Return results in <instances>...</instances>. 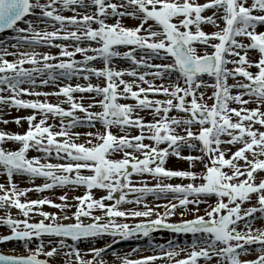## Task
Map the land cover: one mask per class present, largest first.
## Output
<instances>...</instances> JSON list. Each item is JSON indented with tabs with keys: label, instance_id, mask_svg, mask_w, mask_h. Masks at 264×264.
<instances>
[{
	"label": "snow or ice",
	"instance_id": "snow-or-ice-1",
	"mask_svg": "<svg viewBox=\"0 0 264 264\" xmlns=\"http://www.w3.org/2000/svg\"><path fill=\"white\" fill-rule=\"evenodd\" d=\"M77 5L94 10L76 13L73 6ZM63 10L76 14L64 16L60 14ZM205 11L211 15H203ZM27 16H35L44 23L45 30H37L32 20L25 19ZM124 17L139 23L134 27L124 26ZM109 18L114 22L107 23ZM218 21H222L223 27ZM18 22L27 27H17ZM48 22L52 23L51 31L47 30ZM202 24L217 30L206 33ZM258 26H264V0H205L204 3L197 0H88L87 3L85 0H46L45 3L0 0V31L11 29L17 33V44L12 47L28 44L59 49L57 55L36 51L9 53L6 48L0 49V113L11 108L32 110L30 115L17 116L11 121L0 119L4 124L12 122L19 126L22 121L27 124L23 133L0 131V176L5 177L0 182V209L6 210L0 215V225L10 230V234L0 235V243L16 240L27 250L26 255L0 254V264H49V259L61 253L69 258L65 264H73L72 257L74 264H105L102 255L111 249V244L89 247L83 255L90 253L91 258L84 259L76 242L108 234L115 243L117 237L127 239L137 233L149 237L157 228L191 234L192 241L179 251V245L174 246L171 241L167 247L155 245L159 255L135 260L118 256L120 264H156L161 259H166L167 264H198L200 259L204 264H212L213 258L215 264H264V223L260 228L252 227L257 219L264 222V177L256 179L259 172H264V30L257 31ZM56 40L72 41V50L67 44L54 43ZM81 42L85 46H80ZM197 44L212 51L198 53ZM121 46L128 50L119 51ZM137 49L146 53L148 59L157 55L168 62L150 64L144 56L137 57ZM250 51L257 54V59H249ZM77 53L82 55V60L73 59ZM7 55L16 58L9 61L5 58ZM114 58L125 59L131 66L117 70L112 66ZM98 59L103 66L91 67ZM25 64L31 67L26 68ZM229 64L233 67H227ZM138 67L154 71L138 72ZM204 74L212 77L214 83L205 82ZM74 76L84 81L95 76L104 83L57 84L53 92L35 91L36 77L40 78L41 85H46ZM125 76L131 79L125 80ZM148 76L152 80L146 79ZM229 78L233 83H228ZM155 79L169 83L154 84ZM25 84L32 87H22ZM209 87L213 89L211 95L207 94ZM75 93L81 96L77 98ZM84 93L94 94L88 97L87 105L83 103ZM157 95L165 98H150ZM21 96H43L44 99H21ZM49 96L56 97L57 102H50ZM122 100L134 103H122ZM208 100L212 103L208 104ZM232 103L238 107H231ZM250 103L255 107H247ZM64 104L68 107H62ZM93 107L100 110L90 111ZM77 111L82 115H76ZM141 111H148L152 119L146 121L139 115ZM172 111L183 115L170 116ZM49 118L58 119V124H49ZM96 123L103 131H73L78 126L95 128ZM112 128H117L119 134L113 133ZM132 128L137 130L136 135L129 133ZM81 135L86 139L77 143ZM145 140L150 143H144ZM7 142H15L19 147L9 150L3 147ZM161 144L166 147H160ZM237 144L240 146L226 158L229 149H222L221 145ZM185 147L189 149L188 155L181 154ZM30 149L41 155L28 157ZM53 153L55 163L50 162ZM115 153H120V157L111 158ZM169 155L187 162L188 169L165 168ZM197 163L202 165L200 172L192 171ZM225 167L230 174L223 171ZM134 174L150 176L157 183L148 186L144 180L133 181ZM16 175L40 177L44 183L19 188L13 181ZM171 178L191 182H161ZM197 180L201 182L195 183ZM79 187L85 191L83 195L71 197L74 203L69 202L67 192L57 198L60 203L48 197L21 200L32 191L55 188L75 191ZM93 189L104 190L106 195L94 198ZM114 193L118 197L114 198ZM129 193L137 195L128 200ZM148 193L171 194L176 203L164 205L163 215L154 213L147 205L144 210L120 209L123 203L140 204ZM213 195L216 202L208 205L203 215H196L199 205L207 203L204 198ZM253 196L255 204L250 203ZM113 200L114 203H105ZM246 202L249 206L243 208ZM43 205L59 209L60 216L43 211ZM12 208L23 218H14ZM178 208L182 219L166 222ZM96 211L100 215H94ZM189 212L192 218L184 219ZM31 215L42 219L31 222ZM153 215L155 219L142 220L133 226L117 222V218ZM85 219L90 222L85 223ZM64 220L73 222H58ZM44 237H49L47 251ZM34 238L35 247L28 248ZM67 239L73 243H66ZM180 251L185 252L184 258L174 259ZM249 254H254V258H241ZM41 255L48 259H39Z\"/></svg>",
	"mask_w": 264,
	"mask_h": 264
},
{
	"label": "rangeland",
	"instance_id": "rangeland-1",
	"mask_svg": "<svg viewBox=\"0 0 264 264\" xmlns=\"http://www.w3.org/2000/svg\"><path fill=\"white\" fill-rule=\"evenodd\" d=\"M198 1L203 2L205 0H198ZM45 2H46V0H41V3H45ZM85 2L87 3L88 0H85ZM113 2H115V0H113ZM57 7H59V5H57ZM73 7L76 8V13H80V14H83L86 11H93L94 10V9H83V8L79 7L78 5L77 6H73ZM36 11H37V15H38L39 14V10H36ZM76 13H74L71 10H63L62 12H60V14H62L64 16H72V15H74ZM124 18H125V20H122L123 21L122 23H123L124 26L134 27L136 24L139 23V21L136 20V19H132V18H129V17H124ZM25 19L26 20H32L33 21V26L36 27L37 30H39V31L45 30L46 25L44 23H41L38 20H36L35 16H28ZM113 22H114V20L112 18H109L107 20V23H113ZM148 23H151V21H149ZM219 24H220V27H223L222 21H219ZM17 27L25 28V27H27V25L25 23H23V22H19L17 24ZM56 27H59V25L57 24ZM92 27L95 28V27H97V25L96 24H92ZM47 30H49V31L53 30L51 22H48ZM68 30H72L71 27H69ZM16 36H17V33L15 31L11 30V29H9L8 31H5L3 33H0V49H5L6 48L9 53L23 52V51H36L38 53L48 52L51 55H57L58 52H59L58 48L50 47V46H47V45L31 46V45H28V44H20L16 48H14V47H12V45H16L17 44V40L15 39ZM214 42H216V41H213V43ZM54 43L67 44L69 46V50H72V48H73V42L72 41L56 40V41H54ZM245 43H247L246 40H245ZM80 46H82V47L85 46V43L81 42ZM92 46H95V45L93 44ZM195 47L197 48V52L201 53V54L204 51H208V52L212 51L211 48H205V47H203V46H201L199 44L195 45ZM118 50L123 52V51H127L128 49H127V47L121 46V47H119ZM91 54L92 53H89V55H91ZM136 55H137L138 58L140 56H144L145 59L150 64H161V63H167L168 62L167 59H165V58H163L161 56H157V55H152L151 59H148L147 54L144 53V52H141L139 49H137ZM5 58L8 59L9 61H12L16 57H14L12 55H7ZM82 58H83L82 55L79 54V53H77L73 57V59H75V60H82ZM26 66L29 67L30 65L25 64L24 67H26ZM90 66L91 67L100 68V67L103 66V64H102V61H100L98 59V60L92 62ZM112 66H114L115 68H117V70H119V69H127L131 65H130V62L125 60V59L114 58L112 60ZM28 67H26V68H28ZM227 67L232 68L233 65L229 64V65H227ZM136 70L138 72L154 71V69H149V68H144V67H138ZM173 78L175 79V77H173ZM37 79L40 81L39 77H37ZM124 79L125 80H130L131 78L125 76ZM146 79L152 80V77L148 76V77H146ZM202 79L205 82H207L208 84H212L214 82V79L212 77H209L207 74H204ZM229 79H231V78H229ZM61 80L62 79H59L56 83L49 84L48 86H50V87L51 86H57V84L63 85V82ZM231 81L233 82V80H231ZM88 82H90V83H92L94 85L97 84V83L103 85V83H104V81L102 79H98L95 76H90L89 77V81H84L82 77L78 78V77L74 76L70 80H67V82L65 84L75 85L77 83H80L81 85H86V83H88ZM166 82H169V81L168 80L161 81L159 79L153 80L154 84H161V83H166ZM37 86L45 87L46 85H37ZM141 86L144 87L145 85L141 84ZM22 87L31 88L32 86L24 85ZM90 95H94V94H89V93H84L83 94V96L85 97V99L83 100V103L85 105H87V103L89 102L88 97ZM74 96L79 98L81 96V94L80 93H75ZM150 98L164 99L165 97H163L162 95H157L155 97H151L150 96ZM120 102H122V103H130V104L134 103V101H132V100H126V101L122 100ZM207 103H210V100H208ZM62 107L67 108L68 105L64 104V105H62ZM252 107H255V106H252ZM99 110L100 109L98 107H94V108L90 109V111H93V112H96V111H99ZM262 110H264V109H262ZM78 113H79V111L76 112V114H78ZM2 114H4V113H2ZM139 115L144 117V119L146 121L152 119V117L148 114V111H141L139 113ZM177 115L182 116L183 114L182 113H177L175 111H172L170 113V116H177ZM0 119H6V120H9V121L13 120V118H11V117H2ZM50 120H51V118H49L48 121H50ZM9 124H13V123L12 122H9L7 124L0 123V131H4V129H5L4 126H9ZM10 126H11L10 128H17L18 133H23L26 130V128H27V124L24 123V122H21V124L19 126H17L15 123H14V125H10ZM256 127H258V126H256ZM87 128L92 129L89 132H95L97 130L103 131V129H102V127H101V125L99 123H96L95 128H92V127H87ZM178 129L179 128H177V130ZM196 129H197V126L194 125L192 130L195 131ZM117 130H118L117 128H112L113 133L119 134L117 132ZM128 131H129V133L131 135H136L137 134V130L134 129V128L129 129ZM85 139L86 138L83 135H81L80 138L78 140H76V142L77 143H83ZM144 143H150V142L148 140H145ZM237 146H238V144L234 145V146L227 145L229 150H232L233 148H236ZM160 147H164V144H161ZM165 147H166V145H165ZM186 150L189 153V150H188L187 147H186ZM192 154L196 155L198 153L193 152ZM227 154H228V152L225 153V156ZM120 155H121L120 153H116L111 158H117ZM53 156H55L54 153H53ZM170 159H171V156L169 155L167 157V159H166V162H168ZM61 162H64V161H61ZM172 167H173V169L182 168L180 170H187L184 167H181V166L176 165V164H174ZM198 168H199V172H200L202 170V165H200L199 163H197L195 165V168H194L193 171L197 172ZM223 171L229 172V174H230V170L227 167H225L223 169ZM256 177H257V181H258L260 178L264 177V172H259V174H257ZM13 178L18 180V181H23V182H28V183L35 182L36 180L44 181L43 178H40V177L31 179V178H29L27 176H22V175H16ZM161 182H163V183H172L173 180H170V181L166 180V181H161ZM189 182H191V181L186 180L183 183L180 182V184H187ZM200 182L201 181H199V180L195 181V183H197V184L200 183ZM14 183H16V182H14ZM147 183H149V186H150V185H153V184L157 183V181H149ZM28 186H24V187L18 186V187L19 188H28ZM65 189L66 188H64V189L55 188V189H51V190H48V191H45V192H41L39 195H40V197H42L45 194L55 195L58 192H63ZM82 189H84V188L83 187L77 188V190H82ZM93 190H98V191L102 192L101 193L102 195L103 194L106 195V192L104 190H100V189H93ZM39 195H35V192H28L26 194V197H21V200L23 201L25 198L31 199V197H38ZM113 195H114V198H115V197H118L119 194L118 193H114ZM135 195H137V194L129 193L126 198L128 200H133L135 198ZM254 197L255 196H253L252 199ZM151 198L160 199V200H165V199L168 198L170 200V201L166 200L168 203L169 202L176 203V201L172 199L171 194H167L166 196L165 195L157 196V195H154L152 193H148V194L144 195V197H143V199H151ZM204 199H206L207 203L206 204L205 203H201L199 205V211L195 213L196 215H203L204 211H205V208L208 205L214 204L216 202L217 198L213 195L211 197H205ZM166 201L162 203V207L157 206L154 209L153 212L154 213L159 212L161 215H163V213L165 211L164 205L167 204ZM105 203H114V200L113 201H105ZM248 206L249 205H246L245 203L242 205L243 208H247ZM41 207H42L43 211L49 212V213H53L54 212V213L57 214L58 217L61 214L59 209L50 207L48 205H43ZM119 207H120L121 210H123L122 209V207H123L122 204ZM192 207H193L192 205H189V208H192ZM124 210H144V209H141L136 204L134 205V203H129V205ZM10 211H11V215L12 214L14 215V218H20V219L23 218L22 216H20V214L18 213V210H16L15 208H12ZM180 211L181 210L178 208L174 215L166 218V222L172 223L175 220L182 219V217L180 215ZM5 212H6L5 209H0V214H3ZM94 215H100V212L96 211V212H94ZM192 215L193 214L191 212H189V213L185 214V216L183 218L184 219H191ZM257 215H259V214H257ZM40 219H42V217H40L39 215H31V222H36V221H39ZM146 219H155V215H153L150 218H144V217L117 218V222L118 223H127V224H129V226H133L136 223H139L142 220H146ZM58 222L70 223V222H73V221L64 220V221H58ZM84 222L88 223L90 221L85 219ZM46 223H47V221H46ZM262 223H264V222H262L261 220L257 219V220L254 221L252 227L253 228H260L262 226ZM242 227H243V225L241 224V228ZM8 234H10V230L6 226L0 225V235H8ZM104 236L105 235L97 237L95 239L89 238L87 240L78 241V242H76V246L81 250V253L83 255L84 253H87L88 252V248L93 246V245L95 247L99 248V247H103L105 244H111L112 245L111 249H106L105 250V252L102 255V259L105 261V264H120V260L117 258L118 256L119 257H125L126 256L128 259L135 260V259L141 258L142 256L154 255V254L155 255H159L160 254L159 253V249L154 247L155 245H161L162 244V245H165L167 247L168 242L171 241L174 246L175 245H179V248L177 249V251H179V249L186 248L187 245L190 244L191 241H192V235L191 234H183V233L177 234V233H173L170 230L165 229V228H157V229H155L154 231H152V234H150L149 237H144L141 234H137V235H135L133 237H129L127 239H122V238L117 237V238H115V240H116L115 243H113V237H111L110 235L107 236V237H104ZM44 239H45V249L44 250L47 251L48 250L47 240L49 239V237H44ZM150 241H151V245L149 243ZM66 243L72 244L73 242L70 239H67ZM0 244H1L0 253L11 254V255H15V254L26 255L27 254V250L22 246V242H19V241H16V240H12V241L3 242V243H0ZM8 244H10V245H8ZM35 245H36V240L33 239V242L28 245V248H34ZM248 247H255V246L253 245V246H248ZM190 250L191 249H188V251H190ZM64 251H70V249H65ZM113 253H116V255H113ZM184 256H185V252L180 251V255L178 257H175L174 259L184 258ZM38 258L39 259H48V258L44 257L43 255L39 256ZM83 258L84 259H89V258H91V254L88 253L87 255H83ZM241 258L242 259H253L254 258V254L244 255ZM66 259H69V258L65 257L61 253V254L57 255L56 257L49 259V264H65V260ZM71 259H72L73 264H74V257H72ZM156 264H167V261H166V259H161V260H158L156 262ZM198 264H204L203 259L198 260ZM212 264H215V258H213Z\"/></svg>",
	"mask_w": 264,
	"mask_h": 264
},
{
	"label": "bare ground",
	"instance_id": "bare-ground-1",
	"mask_svg": "<svg viewBox=\"0 0 264 264\" xmlns=\"http://www.w3.org/2000/svg\"><path fill=\"white\" fill-rule=\"evenodd\" d=\"M197 2H199V3H204L205 1H203V2H200V1H198L197 0ZM203 15H205V16H207V15H211V12L210 11H205L204 13H203ZM122 20H125V18H122ZM123 22V21H122ZM218 23H219V21H218ZM201 28H202V30L203 31H205L206 33H210V32H212V31H215V30H217L216 28H214L212 25H209V24H202L201 25ZM262 30H264V26H258V28H257V31H262ZM245 42V41H244ZM202 46V45H201ZM204 47V46H203ZM251 56V57H250ZM257 54L255 53V52H252V51H250L249 52V59H251V60H255V59H257ZM229 59H233V57H229ZM153 63V62H152ZM26 67H28V66H26ZM29 67H31V65L29 66ZM28 67V68H29ZM248 70H250V71H252V72H255L256 71V69L255 68H250V69H248ZM174 79V78H173ZM209 79V78H208ZM232 79H228V83L229 84H231V83H233L232 81H231ZM62 82H63V84H65L66 82H67V79H62L61 80ZM169 82H166V83H164V84H168ZM214 83V82H213ZM49 84H53V82H50ZM49 84H46V86L45 87H42V86H37V85H41L40 84V81L37 79V77H36V87H35V91H39V92H53V91H55L56 90V88H57V86H48ZM26 86H29V85H27V84H25ZM22 86H24V85H22ZM202 91H203V89H201ZM212 88L211 87H209L208 89H207V94L208 95H211V92H212ZM233 92H235V90H233ZM21 99H40V100H43L44 99V97L43 96H41V97H33V96H21L20 97ZM245 98H247V97H245ZM48 100L50 101V102H53V103H55V102H57V98L56 97H54V96H49L48 97ZM212 103V101L210 100V103H208V104H211ZM67 105V104H66ZM231 107H238V105H236L235 103H232L231 105H230ZM252 106H255V104H249V105H247V107H249V108H252ZM94 108V107H93ZM31 112H32V110H29V109H15V108H11V109H5L2 113H4V114H2V113H0V118H2V117H11V118H15V117H17V116H20V117H25V116H27V115H30L31 114ZM76 115H78V116H81L82 115V113H78V114H76ZM22 122H24V121H22ZM58 119H56V120H53L52 118H51V120L50 121H48V123L49 124H58ZM24 123H26V122H24ZM10 125H14V123L13 124H9V126H4L5 127V129H4V131L5 132H12V133H18V130H17V128H10L11 126ZM258 126V125H257ZM88 126H78L77 128H75V129H73V131H75V132H79V133H85V132H89V131H91L92 129H89V128H87ZM259 127V126H258ZM178 132L180 131L179 129L177 130ZM195 131H197V129L195 130ZM194 131V132H195ZM117 132L119 133V130H117ZM222 139H227V137H222ZM240 145L238 144V146L236 147V148H238ZM3 147H5V148H7V149H9V150H15L16 148H18L19 146L17 145V143H15V142H7V143H5L4 145H3ZM164 147H165V145H164ZM228 148L227 147V145H221V148L222 149H224V148ZM236 148H233L232 150H229V152H228V154L226 155V158L228 157V155H230V152H232V151H235L236 150ZM189 150V149H188ZM116 154V153H115ZM181 154L182 155H188L189 153H188V151L186 150V147L185 148H182L181 149ZM39 155H41L40 153H38V152H36V151H34V150H29L28 151V153H27V156L28 157H33V156H39ZM171 156V155H170ZM120 157V156H119ZM119 157H117V158H119ZM50 162H52V163H55V162H57L56 161V159H55V156H52V158H51V161ZM59 162H61V161H59ZM62 163V162H61ZM174 164H176V165H179V166H181V167H184L185 169H188V167H189V165H188V163L187 162H185V161H182V160H178L176 157H174V156H171V159L168 161V162H165V165H164V167L165 168H168V169H172V170H180V169H182V168H180V169H173V165ZM194 168H195V166L192 168V171L194 170ZM197 172H199V168H198V171ZM259 174V173H258ZM133 181H140V180H144V181H147V182H149V181H156L155 179H153L152 177H150V176H147V175H145V176H143V177H141V176H137V175H133L132 176V178H131ZM256 179H257V177H256ZM166 180H168V181H170V180H173V182L171 183V184H180V182L181 183H183V182H185L187 179H180V178H171V179H163L162 181H166ZM5 181V177L4 176H0V182H4ZM13 181L14 182H16V184L18 185V186H20V187H24V186H28V188H31V187H33V186H35V185H40V184H42V183H44V181H42V180H36L35 182H31V183H28V182H23V181H18V180H16V179H14L13 178ZM137 186H139V185H137ZM148 186H149V183H148ZM150 186H152V185H150ZM45 191H48V190H45ZM45 191H43V192H45ZM84 191H85V189H82V190H75V191H69L67 188L63 191V192H58L57 194H55V195H51V194H45V195H43L42 197H40V193L41 192H35V191H32V192H35V195H39L38 197H31V199H38V198H44V197H48V198H50V199H52L55 203H60V201L57 199L60 195H62L64 192H67V194H68V197H69V202L70 203H74V201H72L71 200V197H73V196H80V195H83V193H84ZM93 191V196H94V198H99V197H101V196H103L101 193L102 192H100V191H98V190H92ZM127 199V198H126ZM166 200H169V199H165V200H156V201H152V200H150V199H143L142 200V202L140 203V204H136V205H138L141 209H144V206L145 205H147L148 207H150V208H152L153 209V211H154V209L157 207V206H159V207H162V203L163 202H165ZM170 201V200H169ZM167 202V201H166ZM255 202H256V198L254 197L252 200H251V204H255ZM167 204H168V202H167ZM246 205H249V203H245ZM123 205V207H122V209L124 210L128 205H129V203H123L122 204ZM134 205H135V203H134ZM5 213H3V214H0V215H4ZM12 216L14 217V215L12 214ZM181 220V219H180ZM180 220H175V221H173L172 223H176V222H179Z\"/></svg>",
	"mask_w": 264,
	"mask_h": 264
},
{
	"label": "water",
	"instance_id": "water-1",
	"mask_svg": "<svg viewBox=\"0 0 264 264\" xmlns=\"http://www.w3.org/2000/svg\"><path fill=\"white\" fill-rule=\"evenodd\" d=\"M0 254H5V253H0Z\"/></svg>",
	"mask_w": 264,
	"mask_h": 264
}]
</instances>
